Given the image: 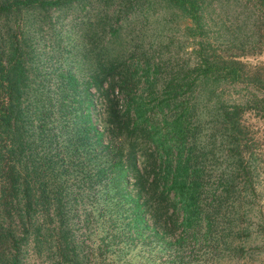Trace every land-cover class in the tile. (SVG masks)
<instances>
[{"label": "trees", "instance_id": "trees-1", "mask_svg": "<svg viewBox=\"0 0 264 264\" xmlns=\"http://www.w3.org/2000/svg\"><path fill=\"white\" fill-rule=\"evenodd\" d=\"M246 1L264 14V0ZM97 2L103 13L91 15ZM210 2L118 0L107 14L112 0H0V18L16 17L0 36V248L8 264L20 263L29 234L48 245L53 264H91L75 233L90 223L100 231V251L114 246L108 251L141 264H199L192 261L200 255L241 252L253 233L264 241L263 215L250 211L257 175L246 105L215 107L214 88L205 87L239 83L249 71L204 43L201 14ZM162 9L188 18L189 49L163 58L169 37L157 48H128L133 37L126 40L118 21L128 16L141 40ZM35 10L57 16L29 19ZM68 23L85 44L81 80L68 45L52 69L26 64L37 47L28 29L39 38L50 30L59 41ZM251 77L264 87L261 67Z\"/></svg>", "mask_w": 264, "mask_h": 264}, {"label": "rangeland", "instance_id": "rangeland-1", "mask_svg": "<svg viewBox=\"0 0 264 264\" xmlns=\"http://www.w3.org/2000/svg\"><path fill=\"white\" fill-rule=\"evenodd\" d=\"M112 1L113 3L110 5V8L105 11L107 14H111V12L117 10L118 0ZM210 3L201 14L203 21L202 28L205 30L204 43H207L215 54L231 56L234 59L245 62L249 71L246 73L244 80L239 83L224 81L207 82L205 87L207 89L209 87L214 88L215 96L213 100L216 105L213 106L215 107H227L232 104L246 105L242 114V122L255 139V143L251 147L255 152L250 163L254 164L256 169L255 174L257 175L253 184L255 197L250 196V211L256 218L258 215H263L262 217L264 218V111H257L253 108L255 105L259 108L263 106L264 87L257 90L251 77V69L254 66L261 67L264 71V14L260 7L246 0H211ZM123 5L126 4L122 3ZM102 7L103 4L97 2L90 11V14L93 15L96 11L99 15L102 14ZM56 14L53 11L43 14L37 10L27 13L29 19L44 21H47L49 17H56ZM110 17L112 16L110 15ZM15 18L14 15H10L6 19L0 18L1 38L5 28V20L9 22L10 19V22H12V19ZM63 20L65 21L66 17ZM118 23L122 26L121 34L125 35L126 40L133 37L128 42V48L130 49L135 44H138V42L141 43L140 48H148L150 43H152L151 48H157L162 42L165 43L168 37L172 38V42L169 43L166 51L162 50L163 58H166L168 55L173 56L174 53H177V57L182 56V53L189 49L190 42L192 41L184 32V27L190 23L188 18L176 10L162 9L156 16H150L148 24H146V26H149V29L143 31L141 40L139 36H135L134 33L129 31L132 23L129 22L128 16L121 18ZM63 28L62 37L59 41L53 38L54 33L50 30L42 33V38H39L38 34L32 36V30L28 29L27 33L29 32V36L32 37L37 47L35 49L36 57L29 58V62L27 60L26 64L30 63L34 67L38 63V68L41 70L42 65L46 69H52L58 63L56 61L57 56H59L58 52L62 49V46L68 45L74 51L75 59H77L76 62H73L74 57H72V62L69 61V66H71L76 77L81 80L86 74L84 64L78 60L79 54L85 49V44L81 41L79 35L81 32L76 29L72 30L70 23ZM23 38H27V35ZM117 41L123 44L125 42L123 38ZM179 44L183 45V49L178 52ZM54 79L50 78L48 83L51 84ZM95 108L98 107L96 106ZM219 112L220 110L215 113L211 112V114H220ZM209 119L212 118H210L208 113L207 120ZM33 121L35 122L36 120ZM27 132L32 135L33 142L38 143L40 138L38 136L39 133H37L38 130L36 131L32 127H29ZM68 154V150L63 149L59 153V156L65 160ZM29 158H32V155ZM34 181L37 183L35 178ZM89 226L82 225L75 233L77 235L76 239L81 241L82 244H86V257L91 264H141L137 256L123 255L118 257L114 255V252L108 251L113 250L114 246H111L105 252L100 251V231L96 227L94 228L91 223ZM92 228L93 230H91ZM34 238V235L29 234L27 236L28 242L20 245L18 256L20 263L18 264H53V259L48 252V245H44L39 241L37 242ZM242 245L243 250L241 252L237 251L220 255L214 259H208V255H200L192 262L199 264H264V241L261 235L253 233L252 237L247 242L244 241ZM82 253L84 254L85 250ZM8 259L9 252L7 250L2 251L0 248V264H8ZM155 262L156 260L151 264H155ZM145 264L149 263L146 262Z\"/></svg>", "mask_w": 264, "mask_h": 264}]
</instances>
